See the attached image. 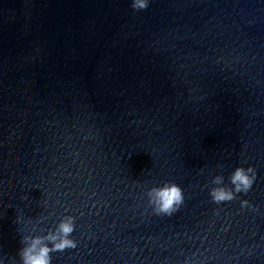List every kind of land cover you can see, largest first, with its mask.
Instances as JSON below:
<instances>
[{"label":"water","instance_id":"95a60500","mask_svg":"<svg viewBox=\"0 0 264 264\" xmlns=\"http://www.w3.org/2000/svg\"><path fill=\"white\" fill-rule=\"evenodd\" d=\"M131 5L0 0V264L69 216L51 264H264V0Z\"/></svg>","mask_w":264,"mask_h":264},{"label":"clouds","instance_id":"9594fccd","mask_svg":"<svg viewBox=\"0 0 264 264\" xmlns=\"http://www.w3.org/2000/svg\"><path fill=\"white\" fill-rule=\"evenodd\" d=\"M149 0H132V8L135 11L148 8ZM255 170L252 167H236L229 176L231 187L224 185V177L215 176L213 187L209 195L215 203L232 201L237 193L247 194L255 181ZM149 203L153 205L157 215H171L184 202L182 188L173 182H165L162 185L152 187L148 193ZM242 201V206L247 205ZM75 230V218L67 217L62 220L57 231L49 233L47 237L32 236L22 237L23 247L19 250L20 264H51V253L63 252L66 249L75 248L77 242L71 238Z\"/></svg>","mask_w":264,"mask_h":264}]
</instances>
